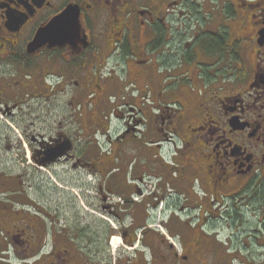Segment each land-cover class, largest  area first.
I'll return each mask as SVG.
<instances>
[{"label": "flooded vegetation", "instance_id": "1", "mask_svg": "<svg viewBox=\"0 0 264 264\" xmlns=\"http://www.w3.org/2000/svg\"><path fill=\"white\" fill-rule=\"evenodd\" d=\"M256 242L264 0H0V264H257Z\"/></svg>", "mask_w": 264, "mask_h": 264}, {"label": "rangeland", "instance_id": "2", "mask_svg": "<svg viewBox=\"0 0 264 264\" xmlns=\"http://www.w3.org/2000/svg\"><path fill=\"white\" fill-rule=\"evenodd\" d=\"M225 39H227V37H224ZM174 176V175H173ZM173 176H171V178L173 177ZM177 176V175H176ZM176 176H174V178L175 179H177L176 178ZM82 201V200H81ZM166 205V206H165ZM81 209H83L84 211L82 212V213H88L86 210H85V208H83L84 206H82L81 205ZM161 207H162V209H166V207H167V203L166 202H164V204H163V202H162V204H161ZM173 208V207H172ZM172 208H171V210H172ZM161 208L158 210V212L159 213H163L161 210H162ZM82 211V210H81ZM173 211H171L170 212V210L167 212H165V213H172ZM96 223H97V226H101V225H104V224H108V221L107 220H105V218H103V216L101 217V216H96ZM114 225H116V223L114 222V224L112 225V231H113V234L116 236V237H114V241H116V239L115 238H119V240H120V242H119V246H118V248H117V250L115 251L116 252V255L118 256V254H121V255H130V250H129V252H128V250H127V248H125L124 247V245H126L125 243H122V241H121V239H120V233H119V231H117L115 228H114ZM241 229H243V227H241L240 228V230ZM260 232H262V230L261 229H258ZM260 232H257V234H256V237H257V235L258 236H261V233ZM247 234L246 233H244V232H242V233H240L239 234V236L238 237H240V239H245V238H247V236H246ZM119 236V237H118ZM249 237V236H248ZM249 240H250V242H254L255 241V237H250V238H248ZM251 249L255 252V253H253V254H250V257L252 258V255L255 257V259H253V261L254 262H257V264H264V246L263 245H261V243L259 244L258 242H256V244L254 243V245L251 247ZM250 249V250H251ZM241 252H244L245 254H247L248 253V251H246V250H244V249H242L241 250Z\"/></svg>", "mask_w": 264, "mask_h": 264}, {"label": "bare ground", "instance_id": "3", "mask_svg": "<svg viewBox=\"0 0 264 264\" xmlns=\"http://www.w3.org/2000/svg\"><path fill=\"white\" fill-rule=\"evenodd\" d=\"M165 145V144H164ZM163 149V148H162ZM163 151V150H162ZM172 190V189H171ZM166 197V196H165ZM172 200V199H171ZM159 204V203H158ZM157 204V205H158ZM163 204H164V202H163ZM166 206V205H165ZM171 206V205H170ZM158 207V206H157ZM155 208V207H154ZM157 209V208H156ZM154 210V209H153ZM156 213V212H155ZM116 239V241H114V238H113V246L114 247H118L119 246V242H120V240H119V238H115Z\"/></svg>", "mask_w": 264, "mask_h": 264}, {"label": "water", "instance_id": "4", "mask_svg": "<svg viewBox=\"0 0 264 264\" xmlns=\"http://www.w3.org/2000/svg\"><path fill=\"white\" fill-rule=\"evenodd\" d=\"M43 30H44V29H43ZM43 30H40V32H39V34H38V39H37V43H38V44L41 43V42H40V41H41V34H42Z\"/></svg>", "mask_w": 264, "mask_h": 264}, {"label": "crops", "instance_id": "5", "mask_svg": "<svg viewBox=\"0 0 264 264\" xmlns=\"http://www.w3.org/2000/svg\"><path fill=\"white\" fill-rule=\"evenodd\" d=\"M130 166V165H129ZM129 166H126L125 169L128 170V167ZM114 168H118V165H113L112 167H110L109 169H114ZM144 213H147L146 210L144 211Z\"/></svg>", "mask_w": 264, "mask_h": 264}]
</instances>
